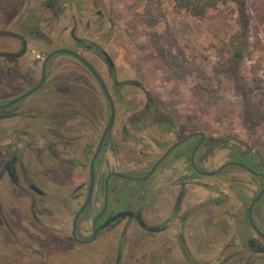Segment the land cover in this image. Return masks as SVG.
I'll list each match as a JSON object with an SVG mask.
<instances>
[{"label":"flooded vegetation","instance_id":"obj_1","mask_svg":"<svg viewBox=\"0 0 264 264\" xmlns=\"http://www.w3.org/2000/svg\"><path fill=\"white\" fill-rule=\"evenodd\" d=\"M115 29L106 0H0V264H264L260 152L183 122Z\"/></svg>","mask_w":264,"mask_h":264},{"label":"rangeland","instance_id":"obj_2","mask_svg":"<svg viewBox=\"0 0 264 264\" xmlns=\"http://www.w3.org/2000/svg\"><path fill=\"white\" fill-rule=\"evenodd\" d=\"M114 52L183 122L223 131L264 159V0L195 17L175 0H106ZM245 42L236 60L233 48ZM257 61L260 74L253 72ZM260 81V82H259Z\"/></svg>","mask_w":264,"mask_h":264},{"label":"trees","instance_id":"obj_3","mask_svg":"<svg viewBox=\"0 0 264 264\" xmlns=\"http://www.w3.org/2000/svg\"><path fill=\"white\" fill-rule=\"evenodd\" d=\"M231 1L235 0H175L176 6L179 9L186 10L195 17L206 16L210 11L216 10L220 6L228 5ZM245 46V42L242 41L234 45L233 54L236 60H240L244 57ZM261 70H263V63L261 61L254 63L253 72L260 74Z\"/></svg>","mask_w":264,"mask_h":264},{"label":"water","instance_id":"obj_4","mask_svg":"<svg viewBox=\"0 0 264 264\" xmlns=\"http://www.w3.org/2000/svg\"><path fill=\"white\" fill-rule=\"evenodd\" d=\"M64 51H67V50H64Z\"/></svg>","mask_w":264,"mask_h":264}]
</instances>
